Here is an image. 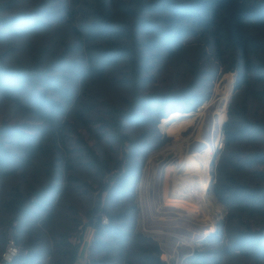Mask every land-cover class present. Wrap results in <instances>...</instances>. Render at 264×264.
I'll use <instances>...</instances> for the list:
<instances>
[{"label": "trees", "instance_id": "trees-1", "mask_svg": "<svg viewBox=\"0 0 264 264\" xmlns=\"http://www.w3.org/2000/svg\"><path fill=\"white\" fill-rule=\"evenodd\" d=\"M14 1L0 2V98L48 130L34 136L26 126L0 128V179L28 172L47 156V143L63 137V119L80 105L78 85L113 76L130 90L128 111H113L107 124L120 138L124 123L144 128L154 118L160 122L194 111L204 99L186 90L144 95L141 89L153 84L168 62L186 54L190 42L205 43L237 81L223 125L225 152L213 162L211 186L228 211L225 232L215 237L226 238L228 245L220 260L197 252L194 261L220 264L224 256H239L264 264V115L256 117L249 108V101L264 107V0H72L73 10L62 17L47 11L42 18L37 12L4 15ZM78 20L80 29L73 28L87 53L84 66L71 67L70 61L44 55L45 50L27 61L17 57L20 44L48 35L56 23ZM125 137L131 150L113 168L104 166L109 180H101L99 200L85 214V229L94 231L87 264H167L160 245L138 231L143 165L134 142ZM60 167L73 169L67 163ZM48 172V187L0 198V264H46L48 258H54L51 264H76L81 244L74 245L73 235L58 225L70 183L57 184L64 179L61 170ZM11 243L17 253L6 259Z\"/></svg>", "mask_w": 264, "mask_h": 264}, {"label": "rangeland", "instance_id": "rangeland-1", "mask_svg": "<svg viewBox=\"0 0 264 264\" xmlns=\"http://www.w3.org/2000/svg\"><path fill=\"white\" fill-rule=\"evenodd\" d=\"M11 1L0 0L1 3ZM74 4L76 2L72 0H15L14 9L4 15L37 12L36 16L42 18L40 13L47 11L62 17L67 10H73ZM61 22L56 23L48 35L30 38L29 46L20 44L17 57L27 61L45 50L44 55L52 54L60 62L70 61L71 67L74 64L84 66L87 53L80 48L81 41L73 28L80 29V20L71 22L73 25ZM3 50L0 48V52ZM226 65L208 44L190 42L186 54L168 62L155 74V82L141 89L144 95L186 90L197 99H204L194 111L178 112L190 120L178 135L171 132L172 125L164 126V119L157 122L154 118V122L144 128L124 123L119 136L121 132L124 135L120 138L107 124L111 122L113 111H128L133 102L130 90L121 86L122 83L113 76L85 86L78 85L76 93L80 105L63 119L62 125L67 128L63 137L47 143V156L34 168L14 178L0 179V198H8L16 190L27 192L48 187V169L58 173L61 170L64 179L56 182L63 187L70 183V188L61 207L58 225L73 235L71 242L74 245L81 244L76 264H87L94 231L85 229V214L99 200L101 180H109V177H103L104 166L113 168L131 150L132 146L125 137L128 136L143 165L137 201L140 209L138 231L160 245L166 263L169 257L179 256V264H196L193 255L197 252L220 260L228 241L215 235L219 230L225 232L228 211L211 192L213 162H218L225 152V144L221 150L219 145L224 139L223 125L228 120L237 81L236 73L228 71ZM121 70L126 72L123 68ZM230 81L233 82L232 89ZM241 98L243 100L244 96ZM249 108L256 117L264 115V107L259 104L249 101ZM4 125L26 126L27 134L34 136H42L43 131L48 130L44 123L0 98V128ZM207 150L210 158L205 162L201 155ZM183 158L196 167L195 173L200 178L202 195L196 205L184 196L188 184L182 172ZM66 163L73 169L65 171V167H60ZM74 178L77 181H71ZM80 222L82 225L74 230ZM12 247L13 243L9 245ZM53 259L48 258L46 264H51ZM220 264L254 263L239 256H224Z\"/></svg>", "mask_w": 264, "mask_h": 264}, {"label": "bare ground", "instance_id": "bare-ground-1", "mask_svg": "<svg viewBox=\"0 0 264 264\" xmlns=\"http://www.w3.org/2000/svg\"><path fill=\"white\" fill-rule=\"evenodd\" d=\"M232 86H233V82L230 81V83H229L230 89H232ZM186 118H187V116L176 113V114H173L170 118L165 119L163 121V124L166 127L169 126V125H172L171 132L173 134L178 135L190 123V120H188ZM187 141L188 140H186V142ZM201 158H204L205 159V162H207V160L210 158V152H209V150L205 151L201 155ZM187 162H189V160L187 159V161H186L183 158L184 167H183V171L182 172L185 174V179L186 180H184V181H187V184H188L187 185V190L184 189L185 192H186V193L184 192V194H185L184 196H187V201H189V202L192 201L196 205V202H198L200 200V197L202 195L201 194V189H200V178L195 173L196 167L195 166H192L190 163H187ZM181 195H182V193H181ZM199 207H197V208H199Z\"/></svg>", "mask_w": 264, "mask_h": 264}, {"label": "built area", "instance_id": "built-area-1", "mask_svg": "<svg viewBox=\"0 0 264 264\" xmlns=\"http://www.w3.org/2000/svg\"><path fill=\"white\" fill-rule=\"evenodd\" d=\"M224 140H225V137H224V139L222 140V142H221V144L219 145V149L221 150V149H223V146H224V144H225V142H224ZM17 253V250L16 249H14V248H10V250H9V254H6V255H4V257L6 258V259H8V258H10V257H12V256H14L15 254ZM193 255V254H192ZM174 258V264L176 263V264H179L180 263V259H179V256H171V257H169L168 259H167V263L168 264H172V259ZM185 260H186V258H184Z\"/></svg>", "mask_w": 264, "mask_h": 264}, {"label": "water", "instance_id": "water-1", "mask_svg": "<svg viewBox=\"0 0 264 264\" xmlns=\"http://www.w3.org/2000/svg\"><path fill=\"white\" fill-rule=\"evenodd\" d=\"M171 261H172V263H174V258Z\"/></svg>", "mask_w": 264, "mask_h": 264}]
</instances>
